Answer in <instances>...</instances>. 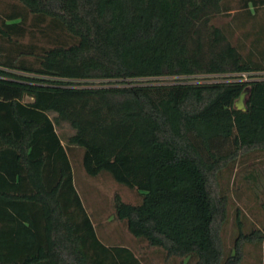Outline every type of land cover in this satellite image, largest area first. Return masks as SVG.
Masks as SVG:
<instances>
[{
  "label": "trees",
  "instance_id": "trees-1",
  "mask_svg": "<svg viewBox=\"0 0 264 264\" xmlns=\"http://www.w3.org/2000/svg\"><path fill=\"white\" fill-rule=\"evenodd\" d=\"M230 10L226 0H0V264H144L98 236L73 147L89 175L135 190L137 203L115 195V217L167 257L241 264L247 243L264 244V225L244 231L240 220L232 247L223 237L221 175L264 152V0H239L235 26L212 21Z\"/></svg>",
  "mask_w": 264,
  "mask_h": 264
},
{
  "label": "rangeland",
  "instance_id": "rangeland-1",
  "mask_svg": "<svg viewBox=\"0 0 264 264\" xmlns=\"http://www.w3.org/2000/svg\"><path fill=\"white\" fill-rule=\"evenodd\" d=\"M231 8L213 18V22L227 26H235L234 15L239 9V0H226ZM13 29H23L20 20L10 21ZM240 31L237 30L236 40ZM61 135L72 132L66 122L58 127ZM72 160L74 182L87 211L96 226L98 236L106 244H125L131 247L144 264H195L193 259L167 257L164 250L148 245L130 233L125 221L117 219L114 212V197L118 193L127 202L137 203L139 196L135 190L117 182L110 173L103 172L97 176L89 175L82 162V149H69ZM221 182L230 195L228 219L223 227V237L227 249L232 247L238 231L240 220L244 231L264 225V152H255L242 157L234 166L223 171ZM246 254L241 264H263L264 244L247 243Z\"/></svg>",
  "mask_w": 264,
  "mask_h": 264
},
{
  "label": "water",
  "instance_id": "water-1",
  "mask_svg": "<svg viewBox=\"0 0 264 264\" xmlns=\"http://www.w3.org/2000/svg\"><path fill=\"white\" fill-rule=\"evenodd\" d=\"M248 93H249V89H244L242 93L240 94L239 98L235 101L234 105L237 109H241V110L247 109L246 99H247Z\"/></svg>",
  "mask_w": 264,
  "mask_h": 264
}]
</instances>
